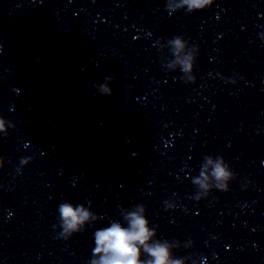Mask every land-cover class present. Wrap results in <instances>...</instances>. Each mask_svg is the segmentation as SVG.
<instances>
[{"label":"clouds","instance_id":"obj_1","mask_svg":"<svg viewBox=\"0 0 264 264\" xmlns=\"http://www.w3.org/2000/svg\"><path fill=\"white\" fill-rule=\"evenodd\" d=\"M214 2L215 0H179L174 5L172 0H166V10L169 15L181 9H186L187 13H193L211 7ZM168 44L176 59L169 62L167 67L174 69L179 65L181 72L187 77V79L181 77L183 82L194 83L193 70L197 57L191 52H187L182 59L180 58L181 53L186 52L188 41L183 36L176 35L168 40ZM193 48L198 52L197 47L193 46ZM104 79L105 83L97 82L92 87L100 96H111L113 90L109 85L115 78L106 76ZM231 83L235 84L236 81L232 80ZM11 127H13L11 121L0 117V132L4 133L5 137L9 135L7 128ZM203 160L199 177L192 180V183L200 190L194 196L197 202L206 198L213 189L221 192L229 191V182L235 179V174L222 156H217L214 161L210 155H207ZM30 162L26 163L25 158L20 160V163L25 167ZM209 166H211L210 175L215 181L214 184L209 183ZM164 205L166 209H173L176 206L170 204L169 201H165ZM58 212L59 226L62 229L59 232V237L64 240L79 233L85 222L96 219V215L83 204L74 206L72 203L62 202L58 206ZM121 215L125 223L112 221L110 226L94 232L95 247L90 264H184L183 259L173 258V249L179 247L178 241L173 244L166 239H156L157 228L150 226L144 204H137L131 210L122 209ZM190 243L193 242L190 241ZM145 254L148 259H141Z\"/></svg>","mask_w":264,"mask_h":264}]
</instances>
